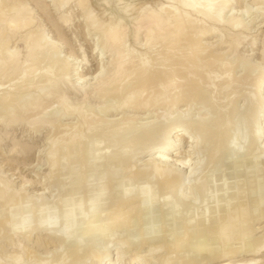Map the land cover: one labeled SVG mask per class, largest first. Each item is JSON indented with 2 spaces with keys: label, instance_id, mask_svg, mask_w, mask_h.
Masks as SVG:
<instances>
[{
  "label": "bare ground",
  "instance_id": "bare-ground-1",
  "mask_svg": "<svg viewBox=\"0 0 264 264\" xmlns=\"http://www.w3.org/2000/svg\"><path fill=\"white\" fill-rule=\"evenodd\" d=\"M91 1L92 0H53V3L54 6H56V10L58 11L57 19L59 26L70 25L71 18L68 14V9L72 7L73 4L81 7L84 11L87 9L88 11L86 10V15H84L83 13L82 14L85 16V19L90 27L94 29L95 32L97 31L98 34H100L99 39L101 37L103 38L105 51L107 50L106 53H108L109 51L111 54L110 62H105V60L103 61L104 58L101 56V54H97L99 66L95 73H90L92 75L90 79H92L93 81L91 82V88L93 92H99V98L103 100L104 98H106V95L110 93L108 91L114 87L113 94L111 95H113L115 99L116 97H119V95L122 96L119 97L122 98V100H118L119 103L115 101L118 106H114V108L120 110V112H142L143 110H155L157 113V111L160 112V110L165 109L164 112L162 111L158 114L159 116L157 117H159V120H157L158 118H155L157 122L159 121L161 123V127L163 129H161V131L159 128H157L160 130V132H158L157 134L153 133L154 135L151 134L150 136L148 134L142 133L144 132L143 130L145 128H148L146 127L148 125H144V127L140 124V127H144H141L142 132H140L142 133L141 137L143 138H141L139 136V133H137L138 136L144 140L143 146L141 148L137 147V140H134L135 142H129L128 140V143L126 142L124 145H120L119 148L122 149H119L116 146L118 148L117 150L112 146V140L109 139L111 140L109 142L107 138V144L105 143L106 141H104L105 139L103 140L105 145H103L104 148L102 147V152L100 151L99 154H95L94 151L101 148L100 143H96L93 140V144L86 143L84 141L85 139L81 137L82 133L80 132V130H77V128L75 129V126L78 127L77 124L73 126L62 124L61 126L56 121V125L54 123L55 121L53 122V120H50L49 118L46 119L45 115L44 117L46 120H42L40 114H43V112L45 113V109L47 110V107L45 108V106H47V103L45 104V106L44 103L51 100V98L52 101L54 100L53 98H55L56 102L60 104L59 106H61L63 114L77 113L78 115H80V118L84 120V122L82 121L83 123L81 124H86L87 129L94 126L92 124H94L95 122H103L102 124H104L105 119L103 117H97L98 115L96 114H94L96 115V118L88 119L89 115L85 113L87 111V107L84 110V106L86 105H71V102H68V96L66 98V93L68 90L79 94L84 93V95L88 99V96L90 94V87L88 88L89 90L86 88V86L89 85L88 80L85 76L86 73L84 75H81L77 71V62H73L71 60V56L70 58L66 55L64 57H62L63 55L61 56V48L64 44V41H60L59 39V43H56L57 40L51 39L52 37H49L47 31L44 28H35V26L37 25V20L32 12V9L27 7L28 4H26V1L22 0L18 5H10L9 3L8 5L7 2H10V0H0V29H2V31L0 30V87L3 85V81L1 80L9 78L10 81V78L12 76H15V74L17 76V78H13L17 79V81H13L15 83L8 85L9 87L7 86V92H5L6 90H4L5 93L2 92L3 94H1L0 90V120L3 121L2 123L4 129L11 130L18 123H23L29 113L31 114L33 111H35L37 113L36 118L34 115L32 116V120L28 116V118L31 119L28 120L31 121L28 122L30 123L29 127L32 126L34 132L38 131L40 127L43 126V124L48 127L52 126L53 124L58 126H54L56 127L55 129H58L60 127L59 129L61 130L62 128L63 131H61L63 133L65 132L64 135H66V132L69 129H72V131L74 130V133L72 132L69 137L63 136V133H58L61 136H54L52 133L53 137L50 135L51 137L49 138V142L47 140V143L51 144V149L47 150L49 151L48 153L45 150L49 158V177L53 178V183L55 182L56 185L58 184V187L59 185L63 187L69 186V191H66L61 195L60 199H58L59 203L57 204L59 209L57 210L56 206V208L45 206L46 194L44 193V191L46 189L36 196H31L32 193H27V187H29L27 186V182L21 184L19 186L20 188H17L14 185L15 183L13 181L0 174V205L6 207V212L4 209V213L2 212V210L0 211L2 213H0V227L2 228L0 231L3 230L4 232H6L4 229L8 225L7 229L10 228L11 231L14 230L15 232L18 230H22V234L26 233L25 237L29 236L28 239H30V234H33V232L36 230L38 231L39 228H43V224L52 227L49 229V231H51V229H53L54 227V234L46 233V237L37 235L38 237H36L37 239L35 238V241L38 247L47 245L50 248L49 255L54 251L53 253L55 255L53 253L52 254L54 255L53 257L55 258V260L53 258L51 263L49 260L48 262L46 259L41 260L39 258L40 260L38 261L37 259V262L34 264H152V262L155 261L153 259L156 258L157 255L158 257H160V264H196L199 258L203 259L205 258V256H208V259L211 263L208 259L207 263L210 264H262V259L264 258V236L261 239L258 238V241H256L254 232L256 224L255 222L264 217V207L255 205L253 201H249L250 199L243 200V197H245V190L241 188L242 186L234 195H232V197L230 196L227 200L225 198L226 203L222 206L219 205L222 204L221 202L217 207L212 206L214 209L211 208V206L210 208H208L214 211V215H212L211 218L208 217L207 208H204L203 212L199 211V213H202V217L200 216L201 218H199V220L196 219V223H194V219L190 218V216H188L189 218L187 217L188 219L185 218L183 230L175 235L172 241L169 243H167V239H169L170 236V234L167 235L168 232L166 233V231H163V233L160 232V234L155 232L157 234L151 236L152 228H150L146 224V222L144 223V220H147L144 214L147 215L150 212L152 213V208L155 206L153 197L156 192L153 190L154 186H157V188L160 186L158 190H162L161 195L163 197L161 204L163 206H166V208H168V211L171 212V215L174 214L177 218L179 216V203L182 202L188 204L189 207L193 210L196 207L195 198H193L194 201L191 198V195L193 194L192 192L195 191V188L200 191L203 201L207 199L210 201V199L208 198V194L210 190L209 179L211 178L207 173L200 176L198 180V182L200 181V187H198L197 185V187H195L194 185H192V182V184L189 182L191 185L187 184L190 185V187H186L184 189H182L183 185H179V182L181 180L183 181L182 178L185 174V172L183 174L184 166H187L189 164L188 168H186L187 171L189 169V172L187 173L185 178L189 177L190 180V177L192 178L194 173L196 175V171L199 169V165L201 166L203 164V162L202 164H200L202 160L194 163L192 162V160L195 161V159H197V157L193 156H195V154L197 153L198 146L200 145L199 143L201 140H203V144L201 145L204 148L200 150H204V154L203 152H199L200 150L198 151V154L202 153L203 155H205L207 157V160H209L208 162L212 164L225 162V165H227L225 169L226 180H230V178H232L233 180H239V178L242 177V172H245V169L247 168L249 170L250 167H243V163L246 161L247 154L245 153L247 152L248 154H250L248 152V150L250 151V149H252L251 154L253 151L256 152V150L257 152L258 150H261L263 154V156L260 155L262 157V161L260 163L257 162L259 158L255 160V158L257 157L254 156V158L250 156L251 154L249 155L250 159L253 160L251 162V166L253 168L250 169V171L255 173H259L261 169L264 171V127H261L260 120V117L263 116L264 112V72L262 74L260 72V76L258 78L256 76V82L254 80L255 77L250 79L252 77L249 75L250 73L248 74V76L247 74H245L247 77L240 78L239 76L238 78L240 79H238L235 78L236 76H233L232 71L234 67L233 65L236 61H234L233 59L234 62L232 61L231 66V64H228L230 63V60L229 62H222V60L219 59L222 58V46H225V48L227 47L231 51H234L249 36L247 34L249 24L243 19V16L245 15L244 11L242 12V14H240L238 13V10L236 11L235 7L233 6V4L238 0H166L169 3L168 6L160 4L161 6L153 9H151L152 4L148 0L141 2V4L139 3L140 5L137 6L128 5L125 9L126 13L124 12V14H127V17L132 15V25L134 26L133 37L139 38V35L144 32L146 36V42H144L146 43V45L144 44V46H150L155 51L156 49H159V52L160 47H163V49H161L162 52L163 50L166 52L164 59H168L164 60L163 57H160L163 61L161 63H159L161 60L157 61V63L160 64L158 65L160 66V68L156 66L157 70L155 67H153L155 64L157 65V63H153V65L152 61L154 62V60H149L148 58L150 56H147L148 58L146 57L147 51L146 54L144 53L145 51L138 52L137 50L136 52L135 48L128 45V38L130 34L128 30L127 17L117 18L114 16L112 17V15L110 16L109 14L106 16H102V14H98V11L100 10L97 11L94 7L90 6ZM37 2L39 1L37 0ZM4 3H6V5ZM258 9L261 8L259 7ZM43 10L45 11L44 7ZM129 12L133 14L130 15ZM145 26L146 28L142 32V29ZM22 31H27V34L24 36L23 40L25 41L27 49L26 58L24 59H22L19 55V52H17V50L19 49L17 46V50L11 49V47L9 46L11 37L14 34H18L19 32L22 33ZM92 31L93 30H91V32ZM210 37H216L217 40L215 42H204V40ZM102 38L100 39L101 41ZM53 40H56V42ZM250 42L253 46V49L254 47L258 46V41L255 37L254 40L252 39V41ZM219 48H222L221 51L218 50V53H220V57L219 54L217 53V55L215 52V50ZM95 50L96 49H93V51ZM231 51H229V53ZM173 54L177 56L175 57L176 60ZM55 55H57V57L60 55V57L57 58ZM172 55V58L174 59L170 57ZM162 56H164V54H162ZM169 57L173 60V63L171 62V64L174 67L178 65L177 67L180 69L181 66H184L183 69L181 68V70H178L177 67L173 69L172 65V68H168L169 66L167 62L169 60ZM238 57H236L238 58L237 62H239L240 64L242 63L244 66L247 65L246 61L248 60H246L244 56ZM44 61L47 62L48 65H46L48 67L45 66ZM41 62L42 64H40ZM168 63L170 64V61ZM39 64L43 65L42 69H39ZM179 64L181 65L180 67ZM56 66H58V68ZM247 66H251V63ZM257 66L259 65L256 64L255 68H258ZM53 67H56V69ZM52 68L56 71H53ZM213 68L219 70L221 69V73H218L217 70L214 71L215 69L213 70ZM259 68L261 71V66H259ZM251 71H255L254 68ZM248 72L249 71L247 70V73ZM36 77H38V79L39 77L42 78L43 87L39 86L42 87L41 91H39V89V92H35L30 96H28L27 94V97L25 98L24 90H27L30 83H35L33 81ZM132 79H136V82L134 83L135 80ZM30 80L33 81L31 82ZM249 80H252L253 83L255 82V89L253 91H250L248 97L245 98L247 100L249 99L248 102H250V107L248 111H245L246 114L244 116L243 131L244 133H249L252 139L246 146L236 145L235 147H232L231 132L235 127V123L233 124L232 117L236 113L238 107L236 108L235 105L237 104L235 102V105L233 107L231 106L232 109L230 114L226 115L222 112V108L224 107V105H226L224 100L227 99L226 96L230 97L232 95H228L229 93L233 92V94L235 93L234 95H237V89L245 84L244 81L248 82ZM129 82H133V84H130ZM39 87L37 85V89ZM122 88L125 89V93L123 94L120 93V91L122 92ZM17 90L19 92H17ZM216 90L219 95L221 94L220 98H218L219 96L217 97L218 99H215L213 94ZM154 92L157 93V95H153L155 94ZM241 93L242 92H240V95H242ZM16 94L18 98H16ZM93 95L97 94L95 93ZM198 95L201 97L202 101L207 104L208 108H210L212 112L214 111V116L211 118L207 114H204V116L202 114L203 118H201V120L199 119V129L198 127H196L198 133H196V128L194 129V131L196 130L195 132H187L184 126L186 125L185 120L188 118L185 116L186 119L183 117L184 119L181 118L182 121L177 124H173V119L177 118L178 116L172 117V115L176 111H178L179 106L186 100L191 103H194L196 100H198ZM107 96H110V94ZM238 97L240 96L237 95L236 98ZM236 98L234 99L235 101H237ZM15 99H18V102L15 101L17 102V104L13 102ZM12 103H14L17 107L15 108L14 104ZM191 103H189V105H191ZM88 112H90L89 109ZM92 114L93 113H91L90 117H94V115ZM38 115H40V117ZM127 115L126 117H124L127 119L122 118V121L120 119V122H117L116 119L117 123H115V125L112 124L109 126H104H108V129L114 126L115 129H111L112 131H115V133H113L114 136L116 135V137H118L120 136L121 132L123 133L124 131H128L130 128L135 127L131 125L132 122L130 121V119H128ZM133 117L134 116H131V120ZM26 120L25 122L27 123ZM188 121L189 120H187V122ZM157 122H154V124ZM155 126L156 124L154 125V128ZM195 126H197V124ZM136 127L140 129V127ZM175 127L176 129H174ZM150 128H152V125ZM173 129L174 131H176L175 133L172 131ZM155 131L158 130L155 129ZM155 131L153 130V132ZM53 132H55L54 134H56V131ZM58 132L60 131L58 130ZM99 138L101 137L99 136ZM3 140L4 136L1 135L0 143L3 142ZM88 140H90V138ZM141 141L139 142L142 144ZM182 142H187L189 144V154L184 159L181 157L184 152L180 151ZM78 144H80V147L84 150V152L82 150H77V148L79 147ZM16 146H18L17 143L14 145V148ZM27 149V146H22L21 152H26ZM141 154H144V157L146 158H143V161L138 163L137 161ZM254 154L256 155V153ZM63 156H67V160L70 159V161L68 160L69 163L80 162L81 164L87 166L89 169L86 170L85 167L83 173L81 172V174L79 173V175L77 176L76 171L80 169H77L76 167L73 168L71 167V165L69 167L67 165L68 163H64V160L62 162ZM198 157L199 159L202 158H200V156ZM93 161H95L96 164H93ZM129 162L132 163L128 165L127 163ZM64 164L68 166V168L66 167V169H68L67 172L69 175L67 177V174L65 173L67 178L61 179L62 176L60 178V172L64 173L61 171V165L62 167H64ZM76 165L74 164V166ZM79 167L83 166L80 165L78 166V168ZM99 168L103 169L102 173H100ZM63 169L66 172L65 167ZM96 169L99 170L97 171L99 173L95 172ZM120 169L126 170L128 174L127 176H125L124 180L119 183L117 182L116 184L114 179L119 176L118 174L119 172H121ZM65 174H63V176H65ZM94 175L99 177L106 176L107 178L105 179V177H102L107 181H105L104 183L103 179V182H99L101 184L98 183L99 186L98 184H96V180L94 179L95 181H93V183L95 182V187L96 185L98 187L96 188V190H92L94 186L92 188V186L90 185H93V183H90V181L92 177L94 178ZM99 177L98 179H100ZM147 177L149 179L156 178L159 186L155 184L151 186L148 184V182V185L144 183V186L139 185L140 187H136L137 189H133L134 187H129L133 184H136V181H142V179L147 180ZM225 177L220 178L224 179ZM169 179L174 182V184L171 186V191H169L167 187L163 186V184L165 185V182ZM141 181H139V183ZM144 181L145 180H143L142 182ZM227 181H225V185L228 184ZM198 182H196V184ZM102 183L104 184L102 185ZM88 184L90 185V187L88 186ZM218 184H220V182ZM216 186L218 185L216 184ZM230 186L232 188L234 187L232 184ZM81 187L85 189L84 193L85 191L86 193H88L87 198H83L84 200H82V195L81 199H79V196L81 195V192H79V198L73 199V196H75V194L78 195L77 192ZM217 188L220 189V186ZM228 188L231 189L229 185ZM66 190H68V188ZM225 190L228 189H225L224 187V191ZM111 191L113 193H116V195H112V198H115L113 200L114 204L112 205V207L114 206V208H112L110 212H106L105 215L103 214L104 212H102V215L99 216L100 214L98 215L97 213H101V211L105 210V208V211H107V205H105L107 204V201H105L104 203V200H107L106 197L109 193H111ZM77 195L75 196V198L77 197ZM212 196H214L213 193ZM212 196L211 199L214 201L215 198H212ZM220 196L218 195L219 199ZM221 197H223L224 199V196ZM136 199L139 200V204H134L137 201ZM213 201L211 202L213 203ZM219 201H221V199ZM157 204H159L158 201ZM13 207L17 209L20 215L18 213L15 214L19 216H16L14 214L16 209H14ZM153 209L155 210L157 208L154 207ZM231 209H233V211L228 213V211ZM109 210L110 208H108V211ZM80 213H83V218L78 217L81 216ZM11 217L13 218L11 219ZM142 218H144L142 223L146 224L147 226L142 224L143 227L146 226L144 229L142 228V235H140L142 236V238H140L139 240V238L136 237L139 241H135L136 239H133V236L131 235V229H133L131 228V226L134 224V222L137 223L135 220L140 219L142 221ZM172 219L173 218H171V220ZM152 222L150 223L151 227L154 225V223ZM192 224H196L194 232H192L190 229ZM60 225H63V227H65L64 229L66 233L64 232L63 234H59V231H56V228H59ZM124 226L125 228H131L129 229V231L131 232L128 231V234L125 232L126 234L122 236H119L116 233L118 236L115 237L116 235L113 234L114 231L122 229V227ZM63 227L61 228L63 229ZM166 227H164V229ZM73 228L74 230H78L74 231L72 230ZM10 230L7 232H10ZM170 230L172 231V229H169V232ZM3 231L2 233L0 232V235L3 234ZM80 231L82 233H80ZM56 232L59 234L58 236L60 238L58 243L62 244V247L66 244L65 253H62L61 250H57L60 246L51 243L55 241V236L57 235ZM4 235L7 234L4 233ZM5 238L7 239V237ZM253 238L255 240H253ZM10 239L11 243L12 238ZM208 240L214 241L213 243H219L220 248L216 246L217 243L213 244L212 241V245L208 246L209 243H206V241ZM100 241H104L105 243H107L106 251H101V248L98 246V243ZM150 241L154 244H152L153 247L150 245L152 248L149 247L147 254L145 253L146 255H141L143 254L141 253V248L143 246H146L147 243H150ZM22 244L24 243L20 242L19 246H22ZM135 244V250H129ZM238 244H240L239 247H237ZM55 246L58 247L54 250L53 247L55 248ZM186 246H190L191 255L182 257L181 254L182 251L185 250L184 248H189ZM22 248H24L23 254L21 253L19 255V253H17L15 255L16 252L12 253V255H10L11 253L9 254V257L13 260L8 258V254L7 256L5 255L6 257L1 256L0 264H7V262H9L10 264H25L24 256L32 258L31 253L33 252V250L31 249V252L29 247ZM163 249L167 250L169 253L165 251L167 254L161 257L159 254ZM126 252H130V255L128 257H123ZM162 253L163 252H161V255ZM240 253H243V255H245V253L249 254L251 258L243 260L241 259L240 261H233L232 259L237 257ZM36 257L37 256H35V258ZM81 257L83 261H79V258ZM205 261L203 262L205 263Z\"/></svg>",
  "mask_w": 264,
  "mask_h": 264
},
{
  "label": "rangeland",
  "instance_id": "rangeland-1",
  "mask_svg": "<svg viewBox=\"0 0 264 264\" xmlns=\"http://www.w3.org/2000/svg\"><path fill=\"white\" fill-rule=\"evenodd\" d=\"M22 0H10V2H7V4L9 3L10 5H14V4H16V5H18V4H20V2H21ZM24 1H26V4H28L27 5V7L28 8H30V9H32V12H33V14H34V16H35V18H36V20H37V25L35 26V28L37 29V28H44L46 31H47V33H48V35H49V37H52L51 39H56L57 40V42H56V40H53V41H55L56 43H59V39H60V41L62 40V41H64V44H63V46H62V50H61V56L62 57H64L65 55L66 56H69V58H70V56H71V60L73 61V62H77L76 63V66H77V71L81 74V75H84L85 73H86V78H87V80H88V83H89V85H87L86 86V88L88 89L89 87V89H90V94H89V96H88V99H87V97L84 95V93H74L73 91H71V90H68L67 91V93H66V98H67V96H68V98H67V100H68V102L72 105H82V106H84V105H86V106H84V110L86 109V107H87V111L85 112L87 115H89L88 117V119H91V118H96L95 116L96 115H98L97 117H103L105 120H104V124H102L103 122H95L94 124H92V125H94V126H92L91 128H88L87 129V125L85 126V125H82L81 123H83L84 122V120L82 119V118H80V115H78L77 113H71V114H69V113H67V114H63V111L61 110V106H59L60 104H58L57 102H56V100H55V98H53L54 100L52 101V98H51V100H49V101H47V102H45L44 103V106H45V104L47 103V106H45V108L47 107V110L45 109L44 111H45V113L43 112V114H40L41 115V119L42 120H46V119H52L53 120V122L56 124V121H57V123H59V125H61L62 126V124H66V125H68V126H73V125H76L77 124V126L78 127H76L75 126V129L77 128V130H80V132L83 134H81V137L82 138H84L85 140V142L86 143H92L93 144V141L94 142H98V143H100V147L101 148H99V150H95L94 152H95V154H99V152L101 151V150H103L102 149V147H103V145H105V143L107 144V142L109 141H111L112 140V146L114 147V148H116L117 150H118V148L120 147V145H124L126 142L128 143V140H129V142L130 141H136L137 140V147L138 148H141L142 146H143V142H144V140L143 139H141V138H143V137H141L142 135V133L143 134H148V135H150L151 136V134L152 135H154V134H157L158 132H160V130L161 129H163L162 127H161V123L158 121L157 122V120H159V117H157V116H159L158 114L159 113H161L162 111L164 112V110L165 109H162V110H160V112L159 111H157V113H156V111L154 110H152V111H146V110H143L142 112L141 111H132V112H120V110H117L116 108H114V106L115 107H117L118 105H117V103H115V101H117L118 102V100H122V98H119V97H122V96H120L119 95V97H116V99H115V97L113 96V95H111V94H113V91H114V87L113 88H111L108 92H110V93H108L107 95H109L110 94V96H107L106 95V98H104L103 100L101 99V98H99V96H100V93L99 92H97V91H95V92H93V90H92V86H91V82H93L92 81V79H90V77H92V73H95L96 72V70H97V68H98V60H97V54L99 53V54H101V56L104 58L103 59V61L105 60V62H110L111 61V57H110V52L108 51V53H106V51H105V48H104V45H103V38H102V41L99 39V35L100 34H98V32L96 31H94V29H92L91 27H90V25L87 23V21H86V19H85V16L84 15H86V10L84 11L81 7H79V6H76V5H72V7H70L69 9H68V14H69V16H70V18H71V23H70V25H67V26H59V24H58V11L56 10V6H54V3H53V0H38L39 2H37V0H24ZM107 1V2H106ZM92 0L91 1V4H90V6H92V7H94L97 11L98 10H100V11H98L99 13L98 14H102V16L103 15H112V17L114 16V17H117V18H119V17H127V14H124V12L126 13V7L128 6V5H140L141 4V2H144V1H147V0ZM116 1V2H115ZM151 4H152V7H151V9H153V8H156V7H159V6H161L160 4H164L165 6H168V2L166 1V0H148ZM239 1V2H238ZM238 1H236V3H234L233 4V6L235 7V10L237 11L238 10V13H240V14H242V12L244 11V16H243V19L245 20V22H247L248 24H249V29H248V31H247V34L249 35L248 36V38L236 49V50H230L229 48H225V46H222V48H223V50H222V48H219V49H216L215 50V52H216V54L219 52L218 50H222L221 51V57L222 58H219L220 60H222V62L224 61H227V62H229V60H230V63H228L229 65L231 64V66H232V61H233V59H234V61H236L237 62V60H238V56H240V57H243L244 56V58L246 59V60H248L250 63H251V66H247L248 64H250L248 61H246V64L247 65H243L242 63L240 64L239 62H235L234 63V67H233V69H232V71H233V76H236L235 78H238L239 76H240V78H245V77H247L248 76V74L250 75V76H252L250 79H252V78H254L255 77V82H256V79L260 76V72H261V74L264 72V53H263V46H264V0H243V1H246V2H243L242 0H238ZM167 2V3H166ZM140 3V4H139ZM5 5H6V3H4ZM8 4V5H9ZM74 6H75V8H74ZM262 6V7H261ZM43 7L45 8V11L43 10ZM248 7V8H247ZM261 8V9H258V8ZM124 9V10H123ZM253 9V10H252ZM34 10V11H33ZM88 11V10H87ZM249 11V12H248ZM84 15H83V14ZM130 13V12H129ZM131 14H133V13H130V15ZM81 15V16H80ZM124 15V16H123ZM132 15L131 16H129V17H127V21H128V30H129V34H130V36H129V38H128V45L129 46H132L133 48H135L136 50V52H137V50H138V52H143V51H145L144 53L146 54V51H147V54H146V57L148 56H150L148 59L149 60H154V62L152 61V64L154 63H157V61L159 60H161L162 58H160V57H163V59H164V57H165V55H166V52L163 50V52H162V50L161 49H163V47L161 48L160 47V52H159V49H156V51L155 50H153L150 46H144V44L146 45V43H144V42H146V39H145V34H144V29L146 28V26L145 27H143V29H142V34L141 35H139V38H134L133 36V31H134V26L132 25L133 23H132ZM84 20V21H83ZM89 25V26H88ZM87 26V27H86ZM0 28H1V26H0ZM1 31H2V29H0ZM89 30V31H88ZM91 30H93L92 32H91ZM26 32V33H25ZM90 32V33H89ZM25 33V34H24ZM27 34V31H22V33H18V34H14L12 37H11V40L9 41V46L11 47V49H16L17 50V47L19 48L18 50H17V52H19V55H20V57L22 58V59H24V58H26V51H27V49H26V44H25V41H23L24 40V36ZM89 34V35H88ZM98 34V35H97ZM0 36H1V32H0ZM23 37V38H22ZM254 37L257 39V41H258V46H256V47H254V49H253V46H252V44H251V42L250 41H252V39L254 40ZM100 40V41H99ZM217 39H216V37H210V38H208V39H206V40H204V42H206V41H211V42H215ZM140 43V44H139ZM142 43V44H141ZM208 43H210V42H208ZM25 44V45H24ZM103 45V46H102ZM134 45V46H133ZM141 47H140V46ZM17 46V47H16ZM97 47V48H96ZM145 47V48H144ZM148 47V48H147ZM65 48V49H64ZM159 48V47H158ZM256 48V49H255ZM93 49H96L95 51H93ZM104 49V50H103ZM144 49V50H143ZM226 51H225V50ZM103 50V51H102ZM98 51H100V52H98ZM155 51V52H154ZM159 53H158V52ZM229 51H231L230 53H229ZM95 52V53H94ZM103 52V53H102ZM165 52V53H164ZM215 52H214V54H215ZM225 52V53H224ZM162 54H164V56H162ZM219 54V57H220V53H218ZM217 54V55H218ZM223 54V55H222ZM224 54H226V55H224ZM105 55V56H104ZM174 55V54H173ZM173 55L172 56H170L171 58L173 57ZM230 55V56H229ZM56 57H57V55H55ZM58 57H60V55L58 56ZM57 57V58H58ZM75 57V58H74ZM170 57H169V60H168V62L170 61V64L167 62V64H168V68H172V64H171V62L173 63V60L172 59H174L175 57H177L176 55H174V58H172V59H170ZM224 57V58H223ZM236 57H238V58H236ZM247 57V58H246ZM157 58H160V59H157ZM227 60H226V59ZM236 58V59H235ZM168 59V58H167ZM167 59H164V60H167ZM78 60V61H77ZM172 60V61H171ZM175 60H176V58H175ZM174 60V61H175ZM156 61V62H155ZM163 60H161L159 63H161ZM233 61V62H234ZM45 62V66L46 67H48L47 65V62L46 61H44ZM44 62H43V65H44ZM159 63H157V65L155 64H153L154 66L153 67H155L156 68V66L158 67V68H160V66H158V65H160ZM40 64H42V62L40 63ZM38 65L39 66V69H42L43 68V65ZM47 64V65H46ZM253 64H255V65H253ZM256 64L257 65H259V66H261V71H260V68H259V66H257L258 68H255L256 67ZM86 65V66H85ZM109 65V64H108ZM172 65V66H171ZM42 66V67H41ZM178 65H176L175 67L173 66V69L174 68H176ZM181 65L179 64V67H180ZM57 68H58V66H56ZM56 67H53V68H55L56 69ZM183 67L184 66H181L180 67V69L178 68V70H181V68L183 69ZM252 67V68H251ZM52 68V70L54 71L55 69H53ZM110 68V67H109ZM155 68H154V70H155ZM216 68H218V67H216ZM216 68H213V70L214 71H218V73H221L220 72V70L219 69H216ZM250 70H249V69ZM253 68H254V70L255 71H251V70H253ZM249 71L248 73H247V70ZM258 69V70H257ZM89 70V71H88ZM153 70V69H152ZM156 70H157V68H156ZM223 70V69H222ZM56 71V70H55ZM224 71V70H223ZM246 71V72H245ZM88 72V73H87ZM91 73V74H90ZM251 73H252V75H251ZM245 74H247V76L245 75ZM259 74V75H258ZM256 76H257V78H256ZM12 79L13 78H17V76H16V74H15V76H12L11 77ZM10 78V81H9V78H5V79H3V80H1V81H3L2 82V86L0 87V90H1V94H3V93H5V92H7V90H8V88H7V86L8 85H11V84H13V83H15V82H13V81H17V79H11ZM41 77H39V79H38V77H36L35 79H34V81L33 82H35V83H30V82H28V83H30V85H29V87L27 88V90L25 91L24 90V92H25V98L27 97V94H28V96H30V95H33V93H37V92H39V91H41V88L43 87V81H42V78L40 79ZM134 78H135V76H134ZM240 78H238V79H240ZM39 80V81H38ZM132 80H135L134 81V83L136 82V79H132ZM132 80H130V81H132ZM248 80V79H247ZM31 81V80H30ZM31 81V82H32ZM41 81V82H40ZM252 80H249L248 82H245L244 81V83L245 84H243V85H245V86H243L242 85V87H239L237 90L239 91H237V95H239L240 97H238V98H236L237 97V95H234L233 94V92L232 93H229L228 95H231L230 97L229 96H226V98L227 99H225L224 100V102L226 103V105H224V107L222 108V112L224 113V114H230V112H231V109H232V107L235 105V102H236V104L237 105H235L236 106V108H237V110H238V112H237V110H236V113L234 114V116L232 117L233 119V124H234V129H233V131L231 132L232 133V140H231V142H232V147H235L236 145L238 146H246L250 141H251V136H250V134L249 133H244V116H245V111H248L249 110V107H250V102H248L249 101V99L247 100V99H245V98H247L248 97V94L250 93V91H253L254 89H255V82L253 83V81L251 82ZM9 82V83H8ZM249 82H250V84H249ZM40 83V84H39ZM130 83V82H129ZM132 84H133V82H131ZM130 83V84H131ZM246 83H248V84H246ZM253 83V84H252ZM35 84V85H34ZM38 85V87L39 86H42V87H39L38 89H37V85ZM34 85V86H33ZM9 87V86H8ZM243 87H245V88H243ZM7 88V89H6ZM40 89V90H39ZM88 89V90H89ZM246 89H248V90H246ZM4 90H6L5 92H4ZM39 90V91H38ZM124 90V91H123ZM242 90V91H241ZM111 91H112V93H111ZM204 91H207V90H204ZM248 91V92H247ZM3 92V93H2ZM15 92H16V90H15ZM17 92H19L18 90H17ZM28 92V93H27ZM73 92V93H72ZM240 92H242L241 94L242 95H240ZM247 92V93H246ZM97 94V95H93V94ZM120 93H125V89H123L122 88V92L120 91ZM155 93V92H154ZM205 93V92H204ZM239 93V94H238ZM246 93V94H245ZM18 94V93H17ZM17 94H16V98H18V96H17ZM93 96H92V95ZM214 94V98L216 99L218 96V98H220V96H221V94L219 95V93L217 92V90L215 91V93H213ZM153 95H157V93H155V94H153ZM246 95V96H245ZM264 95V94H263ZM113 96V97H112ZM85 97H86V99H85ZM198 97V100H196L194 103H191V102H189L188 100H186L184 103H182L180 106H179V109H178V111H176L173 115H172V117L174 116V117H176V116H178L177 118H174L173 119V124H177V123H179L180 121H182V119H184L185 118V116L188 118V119H186L185 121V126H184V128H185V130L188 132V131H190V132H192V131H194V129L196 128V127H198V129H199V126H198V124L200 123V120H201V118H203V116H204V114H207V115H209V117H213L214 116V111L212 112V110H210V108H208V106H207V104H205L203 101H202V99H201V97L198 95L197 96ZM197 97H196V99H197ZM97 98H99V99H97ZM217 98V99H218ZM233 98V99H232ZM237 99V101H235L234 99ZM230 99V100H229ZM102 100V101H101ZM15 101H17L18 102V99H15L13 102H15ZM17 102H15L16 104H17ZM86 102V103H85ZM102 102V103H101ZM238 102V103H237ZM119 103V102H118ZM189 103H191V105H189ZM202 103H204V104H202ZM229 103V104H228ZM234 103V104H233ZM12 104H14V103H12ZM228 104V105H227ZM226 106V107H225ZM232 106V107H231ZM14 107L16 108L17 106H15V104H14ZM190 107V108H189ZM231 107V108H230ZM188 108V109H187ZM248 108V109H247ZM88 109H89V111L90 112H88ZM186 109H187V111H186ZM61 110V111H60ZM33 112H35V111H33ZM29 113L28 114V116L33 120V118H32V116H34L35 115V118L37 117V113L35 114V113ZM88 112V113H87ZM186 112V113H185ZM255 112V111H254ZM49 113V114H48ZM91 113H93L92 115H94V114H96V115H94V117H90L91 116ZM185 113V114H184ZM256 113V112H255ZM255 113H254V115H255ZM63 114V115H62ZM128 114V115H127ZM202 114H203V116H202ZM40 115H38L39 117H40ZM44 115H45V117H46V119H45V117H44ZM47 115V116H46ZM70 115V116H69ZM126 115L128 116V119H130V121L132 122V126H138V127H140V124L141 125H148V126H146V127H148L149 128V130H148V128L145 130H143L144 132H142L141 130H142V128H144V127H140V129H138L137 127V129L135 128V127H132V128H130L128 131H124L123 133L121 132V134H120V136H118V137H116V135L114 136V134L113 133H115V131H112V129L114 128L115 129V127L114 126H112L111 128H109L108 129V126L109 125H112V124H114L115 125V123H117L118 121L120 122V119H121V121H122V118H124V117H126ZM28 116L25 118V120L27 121V123L25 122V120H24V122L23 123H18L14 128H12L11 130L9 129V130H6V129H4V126H3V121H1L0 122V136L2 135V136H4V140H3V142H1L0 143V174L1 175H4V176H6V178H9L11 181H13L15 184V186L17 187V188H20L19 186L21 185V184H23V183H25V182H27V186H29V187H27V193L28 194H31V196H36V195H38V194H40V192H42L43 190H45L44 191V193L46 194L45 195V201H46V204H45V206H48V207H50L51 206V208H56L57 207V210L59 209V207H58V204L57 203H59V200L58 199H60V197H61V195L62 194H64L66 191H69V186H60L59 185V187H58V184L56 185L55 184V182L53 183V178H50L49 177V172H50V169H48L49 168V158H48V154H46V151L49 149H51V144L50 143H47V140H48V142H49V138L52 136L53 137V135L54 136H58V135H60V134H62L63 132V130H62V128H61V130L58 128V129H55L56 127H58V126H56V125H54L53 124V122H52V126H45L44 124H43V126L42 127H40V131L38 132V131H36V132H34V129H33V127L32 126H30L29 127V124L30 123H28V122H31V121H28V120H31L30 118H28ZM131 116H134L133 118H132V120H131ZM229 116V115H228ZM43 117H44V119H43ZM184 117V118H183ZM55 118V119H54ZM103 118H102V120H103ZM135 118H137V119H135ZM157 120H156V119ZM182 118V119H181ZM57 119V120H56ZM97 119H99V118H97ZM116 119H117V122H116ZM119 119V120H118ZM124 119H127V118H124ZM155 119V120H154ZM181 119V120H180ZM200 119V120H199ZM107 120V121H106ZM113 120V121H112ZM135 120H136V122H135ZM153 120H154V122H157V123H155L156 124V126H155V128H154V122H153ZM187 120H189L188 122H187ZM199 120V121H198ZM260 120H261V127H264V112H263V116H261L260 117ZM83 121V122H82ZM112 121V122H111ZM134 121V122H133ZM161 121H162V119H161ZM177 121V122H176ZM196 121H198V122H196ZM138 122V123H137ZM140 122V123H139ZM105 123H108V124H105ZM110 123V124H109ZM150 123H151V125H152V128H150L151 127V125H150ZM160 123V124H159ZM96 124V125H95ZM138 124V125H137ZM154 124V125H153ZM197 124V126H195ZM19 125V126H18ZM104 125H108V126H104ZM158 125V126H157ZM54 126H56V127H54ZM103 126V127H102ZM46 127V128H45ZM48 127V128H47ZM82 127V128H81ZM106 127V128H105ZM161 127V128H160ZM82 130H81V129ZM157 128H159V129H157ZM33 129V130H32ZM92 129V130H91ZM106 129H108V130H106ZM155 129L156 130H158V131H155ZM174 129H176V127L174 128ZM174 129L172 130L174 133L176 132V131H174ZM58 130L60 131V132H58ZM71 130V131H70ZM134 130V131H133ZM148 130V131H147ZM153 130L156 132H153ZM196 130H197V128H196ZM195 130V131H196ZM53 131H56V134H54L55 132H53ZM76 131V130H75ZM102 131V132H101ZM104 131V132H103ZM111 131V132H110ZM132 131V132H131ZM136 131V132H135ZM151 131V132H150ZM162 131V130H161ZM171 131V132H172ZM194 131V132H195ZM67 132H69V133H67ZM66 132V135H64V133L62 134L63 136H68L69 137V135L70 134H72V132L74 133V130L72 131V129H69L68 131ZM71 132V133H70ZM106 132V133H105ZM140 132H142V133H140ZM146 132V133H145ZM149 132V133H148ZM52 133H53V135H52ZM58 133H60V134H58ZM96 133H99V134H96ZM102 133H103V136H102ZM137 133H139V136L141 137H139L138 136V134ZM154 133V134H153ZM196 133H198V130L196 131ZM85 134V135H84ZM104 134H107V135H104ZM137 134V135H136ZM51 135V136H50ZM61 136V135H60ZM84 136V137H83ZM88 136V137H87ZM95 136H96V138H95ZM99 136L101 137V138H99ZM135 136H136V138H135ZM197 136H198V134H197ZM68 137H66V138H68ZM135 138V139H133V138ZM137 137H139V138H137ZM90 138V140H88ZM108 138V141H106V139ZM105 139V140H104ZM109 139H111V140H109ZM133 139V140H132ZM139 139H141V140H143V141H141V140H139ZM93 140V141H92ZM99 140V141H98ZM103 140L104 141H106L105 143L103 142ZM89 141V142H88ZM91 141V142H90ZM134 141V142H135ZM139 141H141L142 142V144L139 142ZM203 140H201L200 141V147L198 146V150H197V153L195 154V156H193V157H197V159H195V161L194 160H192V162L194 163V162H198L199 160H202L201 162H200V164H202V162H203V164L200 166L199 165V171L197 170L196 171V175H195V173H194V175L192 176V178L190 177V180H189V177H187V178H185L186 177V175H187V173L189 172V169H188V171H187V169L186 168H188V166H189V164L187 165V166H184V168H183V174H184V172H185V174L183 175L184 177L182 178L183 179V181L181 180L179 183V185L181 186V185H183V187H182V189H184V188H188V187H190V185L192 184V185H194L195 187H200L199 186V183H200V181L198 182V180H199V178H200V176H202V175H205L206 173L210 176V178L211 179H209L210 181H209V186H210V190L212 191H210L209 190V199H210V201L207 199V200H205L206 201V203H205V201H203V199L201 198L202 196H201V194H200V191L198 190V189H196L195 188V191L194 192H192L193 194L191 195L192 197V200L194 201V199L193 198H195V201H196V207L194 208V210L193 209H191L190 207H189V205L188 204H185V203H179L178 204V210H179V212H178V218H179V220H178V218L174 215V214H172L171 215V212L170 211H168V208H166V206H163L162 204H161V202H162V190H158V188L160 187L159 185H158V183H157V179L156 178H148L147 180L146 179H142V181L143 180H145L144 182H142L141 180H139V181H141L140 183H139V181H136L135 183L136 184H133V185H135V186H133V185H131V186H129V187H134L133 189H137L138 187H140V186H144V183L145 184H147L148 182V184L149 185H151V186H153L154 184L155 185H158L159 187L157 188V186L155 187L154 186V188H153V190L156 192H154L155 193V195H154V197H153V199H154V204H155V208H157V209H153L152 208V213L150 212V213H148L147 215H145L144 214V216L147 218V220H144V218H142V221L139 219H137V220H135L137 223H135L134 221V224H133V222H132V224L133 225H135V226H131V228H133V229H131V228H125V226L124 227H122V229H118V230H116V231H114V235H116L115 237H117L118 235L119 236H122V235H125L128 231H129V229H131V231H129V232H131V233H129V234H131L132 236V238L133 239H136L135 241H137L138 239L136 238V237H138L139 238V240H140V238H142V236H140V235H142V228L144 229L147 225L150 227V228H152L151 230H152V235L151 236H154L155 234H157V233H159L160 234V232L161 233H163V231L165 232L166 231V233H167V235L168 234H170V236H169V239H167V243H169V242H171L172 241V239L174 238V236L175 235H177L179 232H181L182 230H183V227H184V220H185V218L186 219H188L189 217L188 216H190V218H193V219H191V220H193L194 221V223H196V219L197 220H199V218H201L202 217V213H199V211L201 212H203V210H204V208H210V206H211V208H213V207H217V206H219V205H223V204H225L226 202H225V198H226V200L227 199H229V197L231 196L232 197V195H234L236 192H237V190H239L240 189V187L242 188V189H244L245 190V194H244V196L246 197H243V200H249V201H253V203L255 204V205H260L261 207H264V171L261 169L260 171H259V173L257 174V173H255V172H251L250 171V169H252L253 167L251 166V162L253 161L252 159H250V156L251 157H257V158H255V160L256 159H258L259 158V160L257 161V162H261L262 161V157L261 156H263V154H262V151L261 150H258V152H257V150H256V152L255 151H253L254 153H256V155L252 152V154H251V150L252 149H250V151L248 150V152L251 154H248L247 152L245 153V154H247L246 155V161L243 163V167H245V168H247V167H250L249 168V170H248V168L247 169H245L246 171L245 172H242V177H240L239 178V180H233L232 178H230V180L229 179H227L226 180V177H225V169H226V167H227V165H225L226 163L225 162H223V163H221V162H218V163H209L208 161L209 160H207V157L205 156V155H203L204 154V150H200V149H203L204 147L201 145V144H203V142H202ZM18 144V146H16L15 148H14V145L15 144ZM104 143V144H103ZM140 143V144H139ZM140 146H139V145ZM151 144H154V143H151ZM79 145V147H80V144H78ZM77 145V146H78ZM22 146H27V151L26 152H21V149H22ZM118 148H117V147ZM189 144L187 143V142H182V144H181V149H180V151H183L184 153L181 155V157L184 159L186 156H188V154H189V152H188V150H189ZM77 148V150H82L83 152H84V150L80 147V148ZM46 148V149H45ZM75 148H76V146H75ZM104 148V147H103ZM119 149H122V148H119ZM232 149H234V148H232ZM20 150V151H19ZM46 150V151H45ZM76 150V151H77ZM200 150V151H199ZM19 151V152H18ZM45 151V152H44ZM198 151L199 152H203V154L201 153V154H198ZM49 151H47V153H48ZM102 152V151H101ZM226 152V151H225ZM261 152V153H260ZM226 154V153H225ZM258 154H259V156H258ZM250 155V156H249ZM253 155V156H252ZM198 156H200V158L201 159H199V157ZM205 156V157H204ZM66 157V158H65ZM143 158L145 159L146 157H144V154H141V156L138 158V163H140V162H142L143 161ZM172 158V157H171ZM66 159V160H65ZM97 159V158H96ZM63 160H64V163H68L67 165L70 167V165H71V167H73V168H77V169H80V170H78V171H80V172H78V171H76L77 172V176L79 175V173L81 174V172L83 173V171L85 170V167H86V170L87 169H89L87 166H85V165H83V164H81L80 162H75V163H72V162H70L69 163V161H70V159H68L67 160V156H63L62 157V162H63ZM96 161V160H95ZM95 161H93L92 163L93 164H96L95 163ZM225 161H227V160H225ZM191 162V163H192ZM132 162H129V163H127L128 165H130ZM220 163V164H219ZM62 164V163H61ZM66 164H64L63 166L65 167V169H66V167L68 168V166L66 165ZM74 164L76 165V166H74ZM83 166L84 167V169H83V167H79L78 168V166ZM95 166V165H94ZM64 167H62V165H61V168L63 169ZM61 169V171L62 172H64V173H61L60 172V178H61V176H62V178L61 179H66L67 177H68V169H66V172L64 171V169L62 170ZM100 169V168H99ZM102 170V171H101ZM223 170V171H222ZM97 171H99L98 169H96L95 170V172L96 173H99V172H97ZM120 171L121 172H119V176L118 177H116L114 180H115V183L117 184V182L119 183V182H121L122 180H124V178H125V176H127V174H128V172L126 171V170H124V169H120ZM220 171H221V173H220ZM248 171H249V173H248ZM103 172V169L101 168L100 169V173H102ZM198 172V173H197ZM251 172V173H250ZM67 174V177H66V174ZM90 173H92V172H90ZM120 173H121V175H120ZM212 173V174H211ZM223 173V174H222ZM249 175H248V174ZM253 173V174H252ZM63 174H65V176H63ZM122 174H123V176H122ZM221 174V175H220ZM250 174H252V175H250ZM257 174V175H256ZM92 175V174H91ZM224 175V176H223ZM96 175H94V178L92 177V179H91V181H90V183H93V181H95L96 180V184H98L100 181L101 182H103V179L104 178H102V177H105V179H107L106 178V176H102V177H99V176H96ZM122 176V177H121ZM195 176V177H194ZM214 176V177H213ZM216 176H218V177H216ZM64 177V178H63ZM98 177L100 178V179H98ZM217 179H216V178ZM223 178V177H225L224 179H221V178ZM47 178V179H46ZM215 178V179H214ZM220 178V179H219ZM243 178H245V179H243ZM95 179V180H94ZM97 179H98V181H97ZM104 179V183H105V181H107V180H105ZM116 179H117V181H116ZM193 179V180H192ZM219 179V180H218ZM236 179V178H235ZM50 180H51V182H50ZM149 180V181H148ZM151 180V181H150ZM192 180V181H191ZM198 182L197 184H196V182ZM225 181H227V183L228 184H224L225 183ZM233 181V182H232ZM238 181H239V183H238ZM138 182V183H137ZM191 184H190V183ZM194 182H195V184H194ZM220 182V184H218ZM29 183V184H28ZM89 183V182H88ZM104 183H102V185L104 184ZM222 183V184H221ZM234 183V184H233ZM236 183V184H235ZM247 183V184H246ZM53 184V185H52ZM99 184H101V183H99ZM99 184H98V186H99ZM147 184V185H148ZM174 184V182L171 180V179H169V180H167L166 182H165V185L163 184V186H165V187H167L168 188V190L169 191H171L172 190V185ZM187 184H190V185H187ZM216 184L218 185V186H216ZM233 185L234 187L232 188L230 185ZM52 185V186H51ZM91 186H92V188H93V186H94V188L92 189V190H96V188H98L97 187V185H96V187H95V182L93 183V185L92 184H90ZM90 185L88 184V186L90 187ZM140 185V186H139ZM197 185V186H196ZM228 185H229V187L231 188V189H229L228 188ZM240 185V186H239ZM162 186V185H161ZM185 186V187H184ZM220 186V189H218L217 187H219ZM223 187V189H222V187ZM62 187H63V189H62ZM137 187V188H136ZM224 187H225V189H228V190H225L224 191ZM68 188V190H66ZM82 188V189H81ZM80 188V190L77 192L78 193V195L77 194H75V196L77 195V197L75 198V196H73L74 198L73 199H78L79 197V199H81V196H82V200H84L85 198H87V196H88V193H86V191H85V193L87 194H85L84 193V188L83 187H81ZM128 188V187H127ZM156 188V189H155ZM246 188V189H245ZM161 189V188H160ZM236 189V190H235ZM248 189V190H247ZM158 190V191H157ZM216 190V191H215ZM220 190V191H219ZM215 191V192H214ZM79 192H81L80 194H79ZM158 192V193H157ZM224 192H225V194H224ZM230 192V193H229ZM247 192V193H246ZM83 193V194H82ZM212 193H213V195L214 196H212ZM258 193V194H257ZM34 194V195H33ZM220 194H221V196H224V199H223V197H221L220 196ZM249 194V195H248ZM71 195V194H70ZM80 195V196H79ZM112 195H116V193H113L112 191H111V193H109L108 195H107V197H106V199L107 200H104V203H105V201H107L106 203L107 204H105V205H107V211H105L106 210V208H105V210H103V211H101V213H97L99 216H101L102 215V212H104L103 214L105 215L106 214V212H110L111 210H112V208H114V206L112 207V205L114 204V202H113V200L115 199V198H112ZM212 196V198L214 197L215 199H214V201L211 199V196ZM217 195V196H216ZM218 195L220 196V199H221V201H219L220 199H219V197H218ZM247 195H248V197H247ZM79 196V197H78ZM113 197H116V196H113ZM161 197V198H160ZM217 197H218V199H217ZM259 197V198H258ZM84 198V199H83ZM158 198V199H157ZM171 198V197H170ZM161 199V200H160ZM223 199V200H222ZM258 199V200H257ZM48 200V201H47ZM52 200V201H51ZM137 200V199H136ZM135 200V201H136ZM218 202H217V201ZM51 201V202H50ZM157 201H158V203L159 204H157ZM211 201H213V203L211 202ZM108 202H111V203H108ZM137 202V203H136ZM134 204H139L138 202H139V200H137ZM208 202V203H207ZM210 202V203H209ZM222 202V204H219V203H221ZM224 202V203H223ZM53 203V204H52ZM157 204V205H156ZM209 204H211V205H209ZM213 204V205H212ZM219 204V205H218ZM109 205V206H108ZM161 207H160V206ZM186 205V206H185ZM209 205V206H208ZM56 206V207H55ZM111 206V207H110ZM158 206V207H157ZM200 206V207H199ZM203 206V207H202ZM213 206V207H212ZM0 211L2 210V212L5 210V212H6V207L5 206H1L0 205ZM14 208V207H13ZM50 208V209H51ZM108 208H110V210L108 211ZM162 208V209H161ZM190 208V209H189ZM201 208V209H200ZM4 209V210H3ZM14 209H16V208H14ZM189 209V210H188ZM197 211H196V210ZM214 209V208H213ZM16 211H17V209H16ZM14 212V214L15 213H18V211L17 212ZM157 211V212H156ZM187 211V212H186ZM195 211V212H194ZM211 211V212H210ZM233 211V209H231V210H229L228 211V213L229 212H232ZM154 212V213H153ZM163 212V213H162ZM209 212V213H208ZM1 213V212H0ZM4 213V212H3ZM2 214V213H1ZM19 214V213H18ZM81 214V213H80ZM83 214V213H82ZM82 214H81V216H78V214H77V216L78 217H81V218H83V216H82ZM149 214H151V215H149ZM191 214V215H190ZM200 214V215H199ZM207 214H208V217H212V215H214V211H212V209H208V211H207ZM16 215V214H15ZM20 215V214H19ZM19 215H16V216H19ZM173 215H174V217H173ZM151 216V217H150ZM201 216V217H200ZM87 217V216H86ZM152 217H154V218H152ZM167 217V218H166ZM173 218L172 220H171V218ZM188 217V218H187ZM13 217H11V219H12ZM149 218V219H148ZM157 218V219H156ZM183 218V219H182ZM210 218H208V219H210ZM174 219H176V220H174ZM143 220H144V223L146 222V224H143L142 222H143ZM158 220V221H157ZM166 220V221H165ZM171 220V221H170ZM174 220V221H173ZM261 220V221H260ZM260 220H257V222H255L256 224H255V232H254V237H255V239H256V241H258V238L259 239H261L263 236H264V217H262ZM150 221V222H149ZM153 221V222H152ZM169 221V222H168ZM154 223V225L153 224H151V225H153L152 227L150 226V223ZM160 222V223H159ZM171 222V223H170ZM183 222V223H182ZM149 223V224H148ZM157 223V224H156ZM166 223V224H165ZM169 223V224H168ZM175 223H177V224H175ZM193 223V222H192ZM146 225V226H144L143 227V225ZM158 224H160V225H158ZM164 224H165V226H164ZM174 226H173V225ZM167 226V227H166ZM257 226V227H256ZM7 227H8V225H7ZM7 227H5V231L6 232H4L3 230V237H2V235H0L1 237H0V245H1V247H0V257L1 256H4V257H6L7 256V254H8V258H10L9 257V254L10 255H12V253H15V255L17 254V253H19V255L22 253H24V248H22V247H29V249L31 250H33V252H32V250H31V256H32V258L30 259V258H28V256L27 257H25L24 256V259H25V264L26 263H28V264H34V263H36L37 262V259H38V261L41 259V260H43V259H46L47 261L49 260L50 262L52 261V259L54 258L53 256L55 255L53 252V254L51 255H49V250H50V248L47 246V245H44V246H37V244H36V237H38V236H42V237H46V233H53V232H55L53 229H54V227H53V229H51V231H49V229L50 228H52L51 226L49 227V226H46V224H43V228H39L38 229V231L36 232V231H34L33 232V234H30V239H28V237H25V235H26V233L25 232H23V233H25V234H22V230L20 231V230H18V231H14V230H10V228L9 229H7ZM61 227H63V225L61 226H59V228H56V231H59V234H63L64 232H65V227H63V229L61 228ZM164 227H166L165 229H164ZM176 227V228H175ZM134 228H136V229H134ZM168 228V229H167ZM195 228H196V224H192L191 225V231L192 232H194V230H195ZM2 228L0 227V230H1ZM7 229V230H6ZM159 229V230H158ZM169 229H172V231L170 230V232H169ZM10 230V232H7V231H9ZM72 230H74V228L72 229ZM78 230V229H77ZM77 230H74V231H77ZM126 230V231H125ZM137 230H138V232H137ZM140 230V231H139ZM159 232H158V231ZM161 230V231H160ZM168 230V231H167ZM2 231H0L1 233H2ZM49 231V232H48ZM67 231V230H66ZM126 232V233H125ZM155 232H157V233H155ZM4 233L5 234H7V235H4ZM20 233V234H19ZM57 233V232H56ZM55 233V234H56ZM66 233V232H65ZM80 233H82L81 231H80ZM118 235H117V234ZM124 233V234H123ZM140 233V234H139ZM12 236H10V235ZM54 234V233H53ZM58 233H57V235L55 236V241H57V242H51V243H53V244H57L58 246H60V247H58V249H57V247L55 246V248L53 247V249L55 250V249H57V250H61L62 251V253H65L66 252V248H65V245L62 247L61 245L62 244H59L58 242H59V240H60V238H59V235ZM128 234V233H127ZM134 234V235H133ZM149 234V233H148ZM38 235V236H37ZM150 236V237H151ZM258 236V237H257ZM5 237H7V239L5 238ZM59 239H58V238ZM146 237H147V234H146ZM148 237H149V235H148ZM9 238V239H8ZM10 238H12V241H11V243H10ZM36 238V239H35ZM15 239V240H14ZM20 239V240H19ZM254 238H253V240H255ZM138 240V241H139ZM16 241H17V243H16ZM211 241L212 240H208V241H206V243L208 244V246L209 245H212V243L214 242V241H212V243H211ZM24 243V244H22V246H19V243ZM17 245H16V244ZM215 243H217V242H215ZM215 243H213V244H215ZM111 244H112V242H111ZM153 243L150 241V243H147V245L146 246H143L142 248H141V253H143V254H141V255H146L147 254V251L149 250V247L150 248H152L153 247V245H152ZM15 245V246H14ZM24 245V246H23ZM152 247H151V246ZM239 245L240 244H238V246L237 245H235V246H237V247H239ZM98 246L101 248V251L103 252V251H106V249H107V243H105L104 241H100L99 243H98ZM216 246L218 247V248H220V245H219V243H217L216 244ZM241 246H242V244H241ZM240 246V247H241ZM17 247V248H16ZM46 247H48V248H46ZM67 247V246H66ZM133 247H134V249H133ZM135 247H136V244L135 245H133L129 250H131V251H134L135 250ZM186 247H189L188 249L187 248H184L185 250H183L182 251V254H181V256L183 257V256H188V255H191V250H190V246H186ZM60 248V249H59ZM111 248H112V246H111ZM145 250H144V249ZM65 250V251H64ZM165 251H167V250H165V249H163V250H161V252H163L162 253V255H161V252H160V256L162 257L163 255H166L167 253H169L168 251H167V253L165 252ZM3 252V253H2ZM35 253V254H34ZM39 253V254H38ZM128 253V254H127ZM130 252H126L125 254H124V256L123 257H128L130 254H129ZM146 253V254H145ZM186 253V254H185ZM189 253V254H188ZM45 254H46V256H45ZM6 255V256H5ZM47 255H48V257H47ZM35 256H37L36 258H35ZM13 257V256H12ZM44 257V258H43ZM157 257H158V255H157ZM156 257V258H157ZM40 258V259H39ZM48 258V259H47ZM156 258H154L153 260H155V261H153L152 262V264H160V261H159V258L160 257H158L157 259ZM248 258H251L250 256H249V254H246L245 253V255H243V253H240L237 257H235V258H233L232 260L233 261H240L241 259L243 260V259H248ZM7 259V258H6ZM10 259H12V258H10ZM9 259V260H10ZM28 259H30V260H28ZM51 259V260H50ZM208 256H205V258H203V259H198L197 260V263L196 264H210L211 262H210V260H209V262L210 263H207L208 262ZM8 260V259H7ZM13 260V259H12ZM29 262H28V261ZM54 260H55V258H54ZM83 261V259H82V257L81 258H79V261ZM205 261V263L203 262V261ZM35 261V262H34ZM48 261V262H49ZM264 262V258L262 259V264H264L263 263ZM52 263V262H51ZM214 263V262H213ZM7 264H10L9 262H7Z\"/></svg>",
  "mask_w": 264,
  "mask_h": 264
}]
</instances>
